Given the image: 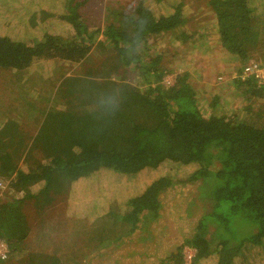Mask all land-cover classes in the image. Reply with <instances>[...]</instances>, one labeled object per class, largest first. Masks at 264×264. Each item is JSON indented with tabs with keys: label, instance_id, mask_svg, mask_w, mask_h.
I'll return each instance as SVG.
<instances>
[{
	"label": "trees",
	"instance_id": "1",
	"mask_svg": "<svg viewBox=\"0 0 264 264\" xmlns=\"http://www.w3.org/2000/svg\"><path fill=\"white\" fill-rule=\"evenodd\" d=\"M164 1L169 0H139L129 13L111 4L102 8L100 3L87 17L85 10L93 0H24L21 8L12 9L16 25L12 21L2 25L0 70L12 73L11 79L19 77L17 84L33 93H38V85L23 74L37 62L79 63L91 59L95 49L104 59L89 68L88 78L63 80L55 95L68 99L70 110L37 106L32 96L23 97V108L15 100L0 103V183L9 182L13 192L22 194L7 201L0 198V238L12 252L11 259L0 264H62L58 256L27 254L24 249L31 232L25 212L29 203L38 216L63 203L72 184L99 171L135 179L174 165L192 171L183 179L159 176L117 203L120 212L110 227H121L123 232L109 239L103 229L98 231L96 256L104 249H109L104 256L113 255L122 239L138 230L141 241L153 242L151 223L165 213L164 197L184 187L194 189L201 206L184 242L166 253L161 264H180L184 247L196 251L194 264H236L248 251L264 246V105L260 104L264 81L237 79L236 89L248 104L239 114L210 117L200 110L187 73L179 74L172 86H164L160 58L149 59L146 44L175 33L184 22L183 0L164 4L166 11L159 16L151 4ZM249 2H209L221 46L239 56L240 74L251 59L249 45H258L262 21ZM53 18L69 25L73 34L47 32L41 40L28 38L30 31ZM181 37L191 38L185 33ZM131 73L141 82L129 79ZM218 101L213 99L214 107ZM22 160L28 170L20 167ZM126 243L133 242L122 244ZM96 256L89 264H97Z\"/></svg>",
	"mask_w": 264,
	"mask_h": 264
},
{
	"label": "rangeland",
	"instance_id": "2",
	"mask_svg": "<svg viewBox=\"0 0 264 264\" xmlns=\"http://www.w3.org/2000/svg\"><path fill=\"white\" fill-rule=\"evenodd\" d=\"M22 1L24 0H0V33H2V25L10 21H12L11 25H16L17 21L12 9L21 8L20 2ZM138 2L139 0H93V5L85 10L87 11L86 16L90 15L91 8L100 3L102 8L111 4L114 9L121 8L124 13H129L133 12L132 9L137 6ZM183 2V24L176 29L175 33L160 35L148 42L146 44L147 56L149 59L160 58L158 69L165 71L161 82L166 87L172 86L179 74L187 73L189 75L190 82L197 93L199 108L205 117H210L213 114H239V110L248 104L242 97V91L236 89L238 84L236 80L242 79L243 70L240 74V69L243 65L240 63V58L228 53L221 46L210 0H183ZM169 3L171 0L167 3L164 1L157 5H151L160 16L163 10L162 13L166 11L164 4ZM249 4L257 13V19L262 21L260 28L258 27V45H249L248 54L251 59L244 65V68L250 64L264 65V0H250ZM93 22L94 20L91 23ZM47 32L61 37H70L73 34L69 25L60 24L58 19L53 18L47 19L44 24L30 31L28 38L41 40ZM184 33L185 36L191 38L188 40L182 38L181 35ZM98 39L103 40L102 37ZM92 53L91 59L86 58L79 63L62 60L35 63L31 70H27L26 74H23V78L30 77L33 84L38 85L36 87L38 93L27 91L29 87L23 88V85L17 84L19 77H16L15 80L11 79L12 73L0 70V103L5 105L6 102L9 104L15 100L19 104L18 107L23 108V97L25 99V97L32 96L37 106L70 110L71 104H68V99L56 97L55 93L67 77L88 78L89 68L94 69V65L104 59L102 52L95 49ZM144 59L145 63L148 62L145 57ZM110 64L111 57L108 59V66ZM135 78L138 76L131 73L129 79ZM66 82L68 84L69 80ZM77 94L81 95V91H77ZM216 97L219 101L214 107L212 101ZM260 104L264 105V99ZM1 108L0 112L2 113ZM255 108H258V104L255 105ZM262 120L264 121L263 118ZM25 122L28 121L25 120ZM20 167L28 170L23 160L20 162ZM191 171L192 167L174 165L158 171L145 172L135 179H130L117 176L108 170H102L89 178L72 184L66 200L63 203L55 204L41 215L36 216L31 202L25 207L31 232L24 243V249L27 254L41 253L58 256L62 259V264H89L90 259L96 256L95 250L98 246L96 233L98 231L103 229V236L109 235V239L123 232L121 227H110L115 222V216L120 212L115 207L117 203L124 202L159 176L167 175L183 179ZM8 183H4V187L0 188V198L4 199L5 197V201H7L21 197L22 194L15 190L13 192V188L8 187ZM193 191V188H176L169 191L164 197L165 213L160 219L151 223L156 235L154 242L141 241V232L138 230L121 241L122 243L135 242L134 246L121 243L118 251L108 256H104L105 252L102 251L100 255L96 256V263L161 264L166 253L184 242L185 231L195 220L196 213L199 211L200 201L199 204L196 203L197 199L192 193ZM187 211L192 213L191 219L187 216ZM248 252L245 257L237 259L236 264H264V246ZM133 253H140V256L133 257Z\"/></svg>",
	"mask_w": 264,
	"mask_h": 264
},
{
	"label": "built area",
	"instance_id": "3",
	"mask_svg": "<svg viewBox=\"0 0 264 264\" xmlns=\"http://www.w3.org/2000/svg\"><path fill=\"white\" fill-rule=\"evenodd\" d=\"M242 80L254 78L258 81H264V65L250 64L246 66L242 71ZM4 187V183H0V188ZM10 244L0 238V263L6 262L11 257ZM196 257V251L191 247H185L182 251L181 264H194Z\"/></svg>",
	"mask_w": 264,
	"mask_h": 264
},
{
	"label": "crops",
	"instance_id": "4",
	"mask_svg": "<svg viewBox=\"0 0 264 264\" xmlns=\"http://www.w3.org/2000/svg\"><path fill=\"white\" fill-rule=\"evenodd\" d=\"M155 241V240H154ZM153 241V242H154ZM131 245H135V243L133 242ZM107 251H109V249L107 250ZM104 252L106 253V250H104ZM134 254V256L133 257H135V256H137V257H139L140 256V253L139 254H137V253H133ZM263 258H264V255H263ZM263 264V263H262Z\"/></svg>",
	"mask_w": 264,
	"mask_h": 264
}]
</instances>
